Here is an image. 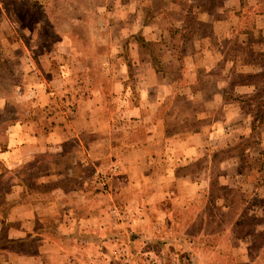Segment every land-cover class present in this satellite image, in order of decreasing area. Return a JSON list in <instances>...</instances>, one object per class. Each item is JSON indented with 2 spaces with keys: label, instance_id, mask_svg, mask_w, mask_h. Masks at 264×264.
<instances>
[{
  "label": "rangeland",
  "instance_id": "rangeland-1",
  "mask_svg": "<svg viewBox=\"0 0 264 264\" xmlns=\"http://www.w3.org/2000/svg\"><path fill=\"white\" fill-rule=\"evenodd\" d=\"M138 1L141 16L160 30L157 36L149 35L155 38L151 41H146L138 30L140 25L135 18L128 17L129 5ZM37 2L38 5L34 4L36 21L31 16L17 19H25L24 23L30 26L41 21L39 24H43L45 31L0 33V106L4 107L0 114L5 112L10 116L15 109L16 99L9 95L10 92H24L26 84L43 79L41 75L27 72L29 66L43 71L44 68L61 70L65 66L68 69L67 92H105V96L108 92H129L131 103L141 101V92L149 86V81L155 88L160 86L165 92H172L165 98L161 113L164 123L170 126L167 130H158L157 135H181L172 145L176 153L173 157L165 155L147 162L148 168H160L162 172L157 185L173 186L175 192L171 197L164 190L165 209L152 213V216L163 218V222L160 219V224L151 226L153 243H142V249L150 246V252L158 248L159 255L135 251V258H129L126 263L264 264V70L259 71L257 66L249 64H236V47L241 36L233 26L227 31L219 30L220 21H226V27H231L233 13L227 9L233 1ZM4 4L19 14H25L32 6L28 0H4ZM208 15L212 21L207 23L204 20ZM6 16L2 17L5 23L14 21ZM240 20L239 27L242 23L241 28L248 30L255 16L245 12ZM123 22H132V29L137 31L132 30L133 33L124 38L118 31L114 34L109 30V26ZM20 40L25 41L28 52L17 44ZM110 40L118 43L111 46ZM12 44L17 47L13 48ZM43 51L47 52L46 56L54 57L51 63L43 59ZM221 53L225 54L224 59ZM259 55L264 59V51ZM61 57L66 58V63ZM142 58L148 62L141 63ZM222 60L227 66L223 67ZM207 70L213 72V80L206 77ZM153 73L160 78H151ZM44 75L48 78L46 73ZM47 83L50 84L47 90L51 91L54 86ZM28 101L27 96L19 99L17 107L21 119L29 116L27 111H32L33 102ZM127 118L126 140L134 144V141L145 139L150 128L139 126L136 116ZM219 120L224 122L225 137L212 139L215 123ZM196 130L203 137L200 141L192 135ZM96 135L84 133L88 139ZM193 138L196 153L194 158L185 159L181 157V149L188 141L194 142ZM162 148L164 152L170 150L164 143L158 146L159 153ZM70 157L72 155H66L61 160L69 163L70 168L74 166V171L81 176L89 172L86 164L76 167L71 164ZM138 157L133 155L130 166H143L135 164L140 162ZM115 160L108 158L96 164L93 182L99 186V191H110L108 175ZM112 214L121 216L120 211ZM177 234L191 245L177 239Z\"/></svg>",
  "mask_w": 264,
  "mask_h": 264
},
{
  "label": "crops",
  "instance_id": "crops-1",
  "mask_svg": "<svg viewBox=\"0 0 264 264\" xmlns=\"http://www.w3.org/2000/svg\"><path fill=\"white\" fill-rule=\"evenodd\" d=\"M28 1L32 6L25 14L16 13L5 6L4 0L0 1V33L45 31L43 24H39L41 21L30 26L24 23L25 19H17L30 16L32 19L36 15L34 4L38 5L39 0ZM232 1L233 5L231 3L227 9L233 13L231 27H226V21H220L219 30L227 31L233 26L240 34L236 64H249L257 66L259 71L264 70V59L259 55L264 51V0ZM245 12L255 16L248 30L241 28L242 23L239 27L240 16ZM5 15L14 21L5 23L2 18ZM128 15L138 22V30L146 41L155 39L149 35L160 33L157 26L150 25L139 13V1L129 5ZM204 21L211 22V15ZM132 28V22L109 26L112 33L118 31L124 38L137 31ZM243 33H246L244 37ZM115 43L109 41L111 46ZM17 44L29 51L25 41ZM17 44L11 46L16 48ZM46 53L43 51V59L51 63L54 57ZM221 56L224 59L225 54ZM65 59L61 57L63 63ZM28 61L34 64L31 59ZM139 61L148 62L144 58ZM222 63L223 67L227 66L225 61ZM65 68L54 71L44 68L43 71L29 66L27 72L41 75L43 79L26 84L24 92H10L9 95L16 99L15 109L10 116L5 112L0 114V131L4 134L0 137V264H127L129 258H135V251L159 255L158 248L150 252V246L142 249V243H153L151 226L160 224V219L163 222V218L152 216V213L165 209L164 190L171 197L175 192L173 186L157 185L162 172L160 168H148L147 162L165 155L173 157L176 153L172 145L181 135H157L158 130H167L170 126L164 123L161 113L165 98L172 92H165L160 86L155 88L151 81L141 92V101L136 103H131L129 92H108L106 96L105 92H67L68 69ZM212 74L207 70L206 77L213 80ZM151 78L158 80L160 77L153 73ZM47 82L54 86L51 91L47 90L50 85ZM24 96L28 102H33V112L27 111L29 116L21 119L17 106ZM129 115L137 117L139 126L150 128L147 137L134 144L126 140ZM215 124L212 139L215 136L224 139V122L219 120ZM84 133L97 135L88 139ZM192 135L199 141L203 139L199 130ZM192 141L184 144L181 157L194 158L195 138ZM164 143L170 150L164 152L162 148L159 153L158 146ZM66 155H72L70 163L75 167L86 164L89 172L82 176L77 174L74 166L70 168L69 163L61 160ZM133 155L139 156L140 162L135 164L142 167L130 166ZM108 158L116 159V163L108 175L110 191L102 192L93 182L94 171L96 164ZM118 210L121 216H112ZM146 227L148 230L142 231ZM176 237L191 245L182 235Z\"/></svg>",
  "mask_w": 264,
  "mask_h": 264
},
{
  "label": "built area",
  "instance_id": "built-area-1",
  "mask_svg": "<svg viewBox=\"0 0 264 264\" xmlns=\"http://www.w3.org/2000/svg\"><path fill=\"white\" fill-rule=\"evenodd\" d=\"M149 264H160V263L152 261V262H149ZM175 264H182V263L180 261H177L175 262Z\"/></svg>",
  "mask_w": 264,
  "mask_h": 264
},
{
  "label": "trees",
  "instance_id": "trees-1",
  "mask_svg": "<svg viewBox=\"0 0 264 264\" xmlns=\"http://www.w3.org/2000/svg\"><path fill=\"white\" fill-rule=\"evenodd\" d=\"M260 107H263V106L261 105ZM256 117L258 118L259 116H258V115H256ZM262 153H263V152H262Z\"/></svg>",
  "mask_w": 264,
  "mask_h": 264
}]
</instances>
